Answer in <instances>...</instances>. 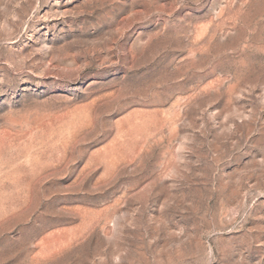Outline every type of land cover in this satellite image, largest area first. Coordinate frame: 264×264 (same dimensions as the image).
Here are the masks:
<instances>
[{
    "label": "rangeland",
    "instance_id": "rangeland-1",
    "mask_svg": "<svg viewBox=\"0 0 264 264\" xmlns=\"http://www.w3.org/2000/svg\"><path fill=\"white\" fill-rule=\"evenodd\" d=\"M0 264H264V0H0Z\"/></svg>",
    "mask_w": 264,
    "mask_h": 264
}]
</instances>
